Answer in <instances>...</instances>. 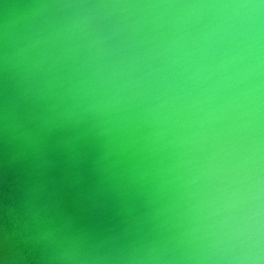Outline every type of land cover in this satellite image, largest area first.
Returning a JSON list of instances; mask_svg holds the SVG:
<instances>
[{"label":"water","instance_id":"1","mask_svg":"<svg viewBox=\"0 0 264 264\" xmlns=\"http://www.w3.org/2000/svg\"><path fill=\"white\" fill-rule=\"evenodd\" d=\"M0 264H264V0H0Z\"/></svg>","mask_w":264,"mask_h":264}]
</instances>
